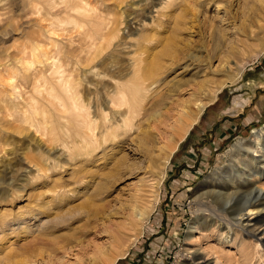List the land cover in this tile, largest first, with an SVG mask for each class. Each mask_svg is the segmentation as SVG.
Instances as JSON below:
<instances>
[{"label": "rangeland", "instance_id": "obj_1", "mask_svg": "<svg viewBox=\"0 0 264 264\" xmlns=\"http://www.w3.org/2000/svg\"><path fill=\"white\" fill-rule=\"evenodd\" d=\"M263 47L264 0H0V264H81L88 241L108 237L100 218L118 211L119 221L142 176L135 159L100 191L83 188L104 173L113 112L141 122L229 77L171 155L140 234L114 264H264V213L242 202L264 190V139L250 149L264 131ZM175 84L180 91L159 99ZM228 195L237 212L226 216ZM37 218L41 229L24 232Z\"/></svg>", "mask_w": 264, "mask_h": 264}, {"label": "bare ground", "instance_id": "obj_2", "mask_svg": "<svg viewBox=\"0 0 264 264\" xmlns=\"http://www.w3.org/2000/svg\"><path fill=\"white\" fill-rule=\"evenodd\" d=\"M225 7L227 8L228 5H225ZM225 12L227 13V10ZM168 45L170 49L171 48L170 44ZM168 47L166 46L165 48H162L163 49L162 52L160 51L162 53L161 55L166 53ZM261 49H262L261 52L264 51V47ZM155 57L157 56L155 55ZM157 67L158 66L156 65L153 66L152 68L150 67L145 68L144 73L141 76L142 81H145V83L143 84V88L145 91L150 90L151 86L156 82V80L150 81L148 78L150 79L152 78L151 76L154 73V71L157 69ZM232 79L233 77H229L227 80L218 83L215 89H211L209 93L207 92L205 94L206 96L204 99L193 98V99H183L176 101L175 105L173 106L174 111L169 112L168 110L169 108H171V104H173L175 101L174 99H171L170 92L171 93L178 92L179 90L178 88L181 86V84L179 85L175 84L174 88L166 90V92L162 94V96L159 98L164 100L163 97H166L165 98L166 100L171 99V101L162 102L160 105L161 107L157 110L152 111V109H150L149 113L145 110H144L145 112H142L143 121H146V123H142L143 121L136 122L135 118L139 115V113L133 115L132 119L129 121L130 123H128L123 119L124 117H126L125 115H127V110L124 109L122 110L121 108H117V110L113 112L114 114L113 122L114 124L116 122L115 127L117 131H115L116 129L115 130L112 129L114 132L113 134H111L110 132L109 135L110 136L113 135L116 139L114 141L116 142L114 144L112 143L111 145L106 144V147L104 146L102 150L103 154L100 153V155L104 158L102 163L104 173L102 174V176L97 177L96 171L91 173L89 172L90 174L88 175L87 179L84 178L86 180L82 181L83 188L86 189L88 187L90 189V187L95 186L96 190H94V192L96 191L98 192L101 190V188H103L102 186H105L107 183L109 184L110 181L115 180L119 172L122 170V168L133 165V163L135 162L137 163L138 170H141L139 172L142 173V176L139 177L138 183L136 182L137 184L135 183L133 188H131L132 193H130L129 198L126 199L124 202V204L125 205L127 204L128 206L126 205L125 208H123V211L121 213V219L119 221L112 222L113 219L112 214H114L116 211L113 212L109 211L106 217L100 218L101 219L100 224L103 225L102 229L100 230L102 232H106V234H108V237L105 241L96 242L93 240L94 238L88 241V244L90 245L91 248L89 252L90 256L84 260L78 257V260L81 261V264H114L116 259H118L120 255L121 256L123 255V252L126 253V251L124 250L125 247L126 246L128 247V245L137 238L138 234H140L139 230L142 229L141 226H143V223H145L144 221L147 220L153 208V205L157 200V189L165 176V167L171 155L178 147V144L188 134L191 127L195 123H197L199 116L204 110V108L209 104L213 103V101H215L214 99L216 98L217 92L225 85L227 81H230ZM146 80H149V82L146 83ZM142 124L144 125L143 127H141ZM111 125L109 124L106 125V128L107 129L109 128L110 130ZM132 131L136 133L133 135V137H131L130 134ZM107 133L109 132H106V134ZM106 134L104 133L103 138ZM109 135L107 134L108 137H110ZM255 135L256 137L252 141L250 149L253 152H258L259 148L262 145V141L264 139V131L259 130ZM95 136H97V134ZM107 139L108 138L106 137V140ZM105 142L103 143L105 144ZM111 142L113 141L111 140ZM108 150H110L111 153H109ZM130 152H132V154L134 155L133 157H131ZM105 153H109V154L107 155ZM101 156H99V158H102ZM252 158L255 160L254 156ZM135 159H138V161H136ZM133 160H135V162ZM105 188H107V186ZM72 191L74 192V190ZM75 192L76 194H78L80 190H76ZM231 201H233L232 195H228L227 197H225V205L227 206V208L224 207L223 210H221V212L226 216L235 214L237 212L234 209V205L232 204L234 201L232 203ZM242 202L244 205L243 210L249 208L251 212L255 211L254 213L256 214V216L263 214L264 213L263 188H258V190L255 189L251 190L250 192L247 193L244 201ZM43 205H44L43 207L40 206L41 208L37 210L36 214L43 213L42 209L44 208L46 210L49 209V207H47L46 204ZM81 206L83 207V205ZM91 213L97 214L96 211L95 212L92 211ZM230 219L235 224H238V220L235 217L233 218L232 216L230 217ZM43 221L44 220L42 218H37L36 222H38V224L37 225L32 224L31 226H26L24 228V232H26L27 234H33L36 230L41 229L39 228V226H41L44 223ZM106 221H108L109 223ZM250 221L251 219H248L246 223H250ZM49 222L50 221H47V224L46 225L44 224V226H47L46 227L47 229L48 227L52 226L50 225L51 222L50 224ZM192 223L193 225L190 226V230H192L195 227V224L197 223V219L196 221L194 220ZM37 241H42V240H36L32 243H35ZM83 246L86 247V244ZM15 259L17 258H14V261L11 262L12 264H31V261L27 260L28 258L27 259L22 258L17 260Z\"/></svg>", "mask_w": 264, "mask_h": 264}]
</instances>
